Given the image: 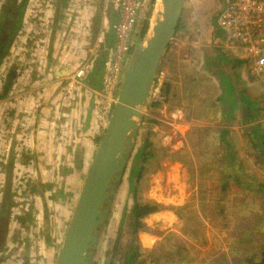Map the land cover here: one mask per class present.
<instances>
[{"label":"rangeland","instance_id":"374dc122","mask_svg":"<svg viewBox=\"0 0 264 264\" xmlns=\"http://www.w3.org/2000/svg\"><path fill=\"white\" fill-rule=\"evenodd\" d=\"M23 3L28 0H13L11 7L7 0H0V18L6 9L7 15H17ZM52 3L49 7L38 6V2L33 5L29 24L41 23ZM224 5L225 0H185L178 30L167 49L174 58L169 56L161 64L147 106L139 108L143 114L140 127L128 138L126 164L113 181L105 223L98 231L90 264H260L264 188L253 181L264 186V156L253 149L242 128L231 137L228 127L222 130L219 120L225 119L213 105L212 112H201V103H196L194 112H187L176 98L172 103L169 91L163 90L167 65L182 81L179 93L196 101L208 93L214 102L216 86L197 71L202 66L215 75L220 55L211 48L224 46L218 28ZM153 6L156 8L150 9L146 18L140 15L137 34L143 25L148 27L146 35L150 34L153 21L149 18L154 20L159 5ZM48 22L49 16L44 23ZM21 26L16 29L8 23L0 30V52L2 48L5 52L0 57V264H57L113 108L104 119L100 90L89 93L83 82L90 69L74 80L75 72L85 65L82 63L93 58L60 66L63 75L57 82V63H41L47 49L34 42L43 35L35 26L25 32L24 47L12 50L11 41L21 36ZM144 39L135 37L136 45ZM200 42L205 50L199 49ZM191 76L197 81L189 82ZM160 80L162 99L158 102L154 90ZM249 83L255 84L254 96L262 95L256 82ZM179 99L182 101L181 96ZM251 108L256 117H245L240 111L230 115L229 121L239 127L258 125L254 129L264 135V101ZM174 110H182L183 120L174 128L165 126L164 120ZM205 120L217 121V131L203 127ZM213 133L220 134L217 144L211 139ZM146 141L150 147L145 152H152L153 157L143 162ZM87 144L92 149L88 154ZM230 173L235 178L241 176L243 183L227 180ZM135 202H152L161 208L143 219L144 230L134 236L130 212ZM134 244L141 247L137 258L130 255Z\"/></svg>","mask_w":264,"mask_h":264},{"label":"crops","instance_id":"0c3cea01","mask_svg":"<svg viewBox=\"0 0 264 264\" xmlns=\"http://www.w3.org/2000/svg\"><path fill=\"white\" fill-rule=\"evenodd\" d=\"M37 2L38 6H44V4H47L48 7L51 6L50 2H53L52 10L46 12L45 18H43L41 23L39 22L38 24L32 25L29 24L28 20L29 13L33 12V10L31 11L30 8H32V6ZM24 7L27 12L25 14L23 13L21 20V36L19 35V37L13 41L14 43L11 41V46H13L12 50H16L15 48L17 47H24V44L26 43L24 37L25 32H28L30 27L35 26L37 33L41 31V34L43 35L36 37V41L34 42H41L38 44V47L47 49V57H45L44 62H42V60L41 63H44L45 65L49 63H57V82L60 80L58 76L63 75L61 72H59L60 66H72L76 65L77 61L79 62L87 58H93V65L85 75L83 82L85 88L89 90V93L92 91L94 94H97L102 86L104 60L108 57L110 51L115 45L114 25L119 20L118 11L116 8H114L111 2L108 0H28V3L24 5ZM149 11L150 7L141 12L143 19L149 14ZM47 15L49 16V24L47 23L46 25L44 22H46L48 17ZM149 20L152 21V18H149ZM46 32L48 33L47 37L44 36ZM86 36H88V40ZM138 36L139 34H137V31L135 30L132 38L133 46L138 43V41L135 42V37L137 39ZM44 44L45 46H42ZM201 45L202 43L200 42L198 45L199 49L205 50V48L202 49ZM198 46H195V48ZM97 51L101 52L97 55ZM211 51L217 55H220L217 62L218 66L216 67L215 71V75L218 74L217 76L219 79L218 77H216V79L214 74L211 75L202 66H200L198 69L199 71L197 72L201 74V77L210 80L216 86L214 88V102L211 103V95L208 93H205L203 98L201 97L202 100L197 98L201 102L199 100L196 101V98L194 97L184 96L183 92L179 93V88L182 86V81L179 77L178 79L177 76L173 75L170 66L164 64L167 67V69H165V81L168 82L170 86L169 99H171V102L173 103V100L176 98L180 103L179 105H182L183 108L186 107V111L191 110L192 112L195 110L196 103L203 104L204 107L202 108L201 106L200 108L201 112L203 113L214 111L215 109L211 107V105H213V107L218 110V115H221L220 117L225 119V121H221V119L219 120V122L222 123L220 128L223 130L224 128L228 127L230 131V137L231 135L236 136L238 134L236 133V130L242 128L244 134H248V138H252L250 135L251 128H254V126L256 127L258 125L252 124L248 127L234 126L229 121L231 119L230 115L240 112V106H242L244 112H241H243V114L245 113V117H256L257 115H253L255 113L252 112L251 106H254L255 102H259L262 95L257 94L254 96L253 87H255V84H250L249 82L251 80L256 82L258 84L257 87L261 88L262 93H264V89L261 83L255 77H253L251 73L248 72L244 63L238 58L234 57L232 53L227 51L224 47L211 48ZM223 51L227 52V54H224ZM169 54L170 52L167 51L163 58L162 65L170 56ZM129 57L125 63V68H127L129 63ZM171 58L174 57L171 55L170 59ZM189 80L191 83L197 81V79L192 78V76L189 78ZM59 85H57V90ZM14 93L15 92L12 94ZM180 96L182 97V101L179 99ZM256 98H260V100H256ZM225 115L227 116L225 117ZM202 121L203 120H201V122ZM225 124L227 126L224 127ZM203 127H209L211 129L214 128L217 131L218 122L216 121L214 124L205 120ZM96 128H98L97 125ZM96 128H92V130H95ZM232 129L235 131H232ZM209 133L210 132H206V134ZM219 137V133H213L211 139H215V143L217 144ZM91 152V146L90 144H87V154Z\"/></svg>","mask_w":264,"mask_h":264},{"label":"water","instance_id":"95a60500","mask_svg":"<svg viewBox=\"0 0 264 264\" xmlns=\"http://www.w3.org/2000/svg\"><path fill=\"white\" fill-rule=\"evenodd\" d=\"M184 3L185 0H159L150 34L145 35L141 45L133 46L110 119L64 236L57 264H90L98 231L105 223L113 181L119 178L126 164L128 138L139 130V121L143 117L139 108L148 104L163 58L179 27ZM152 8L156 7L151 5Z\"/></svg>","mask_w":264,"mask_h":264},{"label":"built area","instance_id":"2783aa9c","mask_svg":"<svg viewBox=\"0 0 264 264\" xmlns=\"http://www.w3.org/2000/svg\"><path fill=\"white\" fill-rule=\"evenodd\" d=\"M108 1L118 11L119 20L114 25L115 45L104 60L102 86L99 92L104 119L108 118L116 102L123 76L122 65L127 62L133 48V33L141 12L159 3V0ZM218 26L224 37L223 47L244 63L248 72L261 83L264 89V0H225ZM91 63L93 60H85L82 63L85 65L75 72L74 80L84 77L85 70L91 69ZM162 81L160 80L154 90V98L158 102L162 99L160 97ZM72 84L73 82L70 85ZM182 114V110H174L163 124L171 128L176 127L183 120Z\"/></svg>","mask_w":264,"mask_h":264},{"label":"trees","instance_id":"16d2710c","mask_svg":"<svg viewBox=\"0 0 264 264\" xmlns=\"http://www.w3.org/2000/svg\"><path fill=\"white\" fill-rule=\"evenodd\" d=\"M12 2H13V0H7V4H9V7H11ZM24 8L25 7H24V3H23L22 7H19L17 9L19 11V13L17 15L14 14L13 16L7 15L8 9H6L4 11V14L2 15V17L0 18V30L2 31V29H5L8 26V23L14 24L16 26V29H18L20 24H21L22 13L24 11ZM147 29H148L147 25L142 26V30L139 33V36L141 38H143L146 35V31H148ZM14 33H16V32L14 31ZM0 36H1V32H0ZM10 38H13V37L11 36ZM5 45H8V44H5ZM6 48L7 47L5 46L4 49H6ZM132 51H133V49H131V52ZM4 54H5V52L3 51V48H2V51L0 52V57L3 56ZM163 90L165 93H168V91L170 90V86H169L168 82L164 83ZM256 100H260V98L256 99ZM261 101H264V93H262ZM262 109H264V108H261V110ZM251 110L253 111L254 109L251 108ZM250 135L252 137V138H250V140H251L253 149L264 156V137H263V135H260L259 131L258 130L256 131L254 128H251ZM149 147H150V144L146 141L145 146L143 148V152L141 154L142 158H143V162H147L149 159H151L153 157L152 152H145L147 149H149ZM231 178L232 179L235 178L231 173L226 175L227 180H230ZM235 179H236L238 184H242L244 181V180H242L241 176H240V178H235ZM253 184L258 185L259 188H264V186H261V184L254 183V181H253ZM224 189H223V191H224ZM160 208H161V206L159 204L152 203V202H145V203L135 202L132 209H131V212H130V214H131L130 215V217H131V233L135 236L139 231L144 230L145 224L143 222V219L145 217L151 215V214L158 212L160 210ZM140 253H141V247L138 246V244H134L133 250L130 254L131 258H137L140 255ZM262 257L263 258H262L260 264H264V249H263Z\"/></svg>","mask_w":264,"mask_h":264}]
</instances>
